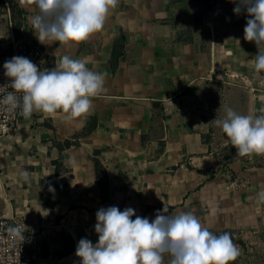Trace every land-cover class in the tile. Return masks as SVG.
Listing matches in <instances>:
<instances>
[{"label": "crops", "instance_id": "0c3cea01", "mask_svg": "<svg viewBox=\"0 0 264 264\" xmlns=\"http://www.w3.org/2000/svg\"><path fill=\"white\" fill-rule=\"evenodd\" d=\"M235 6L120 0L102 31L69 46L38 41L31 0H0V45H39L42 70L70 55L108 73L87 116L34 112L0 135V181L12 222L40 235L34 264H79L78 241L97 242L95 213L109 206L150 220L163 208L190 211L216 235L264 221L254 210L264 155L235 156L210 122L225 106L264 111V71L247 63L258 49L244 39L248 16L235 14ZM4 207L0 200V217ZM250 262L240 251L231 264Z\"/></svg>", "mask_w": 264, "mask_h": 264}, {"label": "clouds", "instance_id": "9594fccd", "mask_svg": "<svg viewBox=\"0 0 264 264\" xmlns=\"http://www.w3.org/2000/svg\"><path fill=\"white\" fill-rule=\"evenodd\" d=\"M37 9L31 17L38 41L74 45L102 31L120 0H31ZM233 12L248 16L244 39L254 42L257 54L247 63L257 72L264 71V0H233ZM11 90L0 86V110L24 118L34 112L67 120L85 117L93 108V98L105 91L106 71L89 69L83 58L62 56L51 69L40 68L29 58L13 56L3 64ZM174 106V105H173ZM222 118L211 120L227 137L239 156L264 155V111L243 114L225 106ZM29 181L27 172L19 174ZM54 191V189H50ZM255 212L264 213V189L255 197ZM135 216V219L133 217ZM95 244L81 238L75 255L79 264H231L240 255L228 232L216 235L192 212L167 214L157 211L155 219L136 215L135 209L117 206L100 208L95 213ZM25 227V225H24ZM9 233L25 241L21 228L9 226Z\"/></svg>", "mask_w": 264, "mask_h": 264}, {"label": "built area", "instance_id": "2783aa9c", "mask_svg": "<svg viewBox=\"0 0 264 264\" xmlns=\"http://www.w3.org/2000/svg\"><path fill=\"white\" fill-rule=\"evenodd\" d=\"M13 56H24L34 62L40 70L42 49L34 43H13L12 46L3 47L0 45V86L10 83L8 77L4 75L3 64ZM11 90L10 85H6ZM3 94L0 93V99ZM17 109L15 115H9L0 110V135L13 133L18 126V119L22 115ZM14 226L22 229L25 235V241L20 242L14 239L13 234L9 233V226L12 222L0 218V264H34V260L40 247V235L38 232L26 231L21 224L13 222Z\"/></svg>", "mask_w": 264, "mask_h": 264}, {"label": "rangeland", "instance_id": "374dc122", "mask_svg": "<svg viewBox=\"0 0 264 264\" xmlns=\"http://www.w3.org/2000/svg\"><path fill=\"white\" fill-rule=\"evenodd\" d=\"M229 150H231L232 154L239 157L238 153L236 152L235 148L232 147V145L230 146ZM248 162H250L251 166H255L256 164H258V162L254 159L249 160ZM259 219H261V217ZM225 232L231 234L233 242L237 245L239 251H242L243 254L248 255V258L251 261L250 263L264 264V221L249 224L247 227H244L242 229L240 228L237 230H229Z\"/></svg>", "mask_w": 264, "mask_h": 264}, {"label": "water", "instance_id": "95a60500", "mask_svg": "<svg viewBox=\"0 0 264 264\" xmlns=\"http://www.w3.org/2000/svg\"><path fill=\"white\" fill-rule=\"evenodd\" d=\"M0 200L3 202V205L5 206L3 214L0 218L6 219V220L12 222L11 213H10V206H9L8 200L4 194L1 181H0ZM12 225L14 226L13 222H12Z\"/></svg>", "mask_w": 264, "mask_h": 264}]
</instances>
